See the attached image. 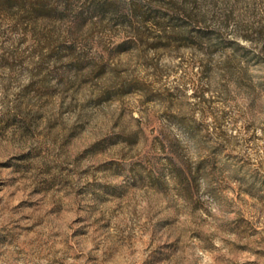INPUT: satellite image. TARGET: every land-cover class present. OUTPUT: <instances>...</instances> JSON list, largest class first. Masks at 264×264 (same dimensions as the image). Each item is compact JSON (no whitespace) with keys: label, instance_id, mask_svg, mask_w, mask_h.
<instances>
[{"label":"rangeland","instance_id":"1","mask_svg":"<svg viewBox=\"0 0 264 264\" xmlns=\"http://www.w3.org/2000/svg\"><path fill=\"white\" fill-rule=\"evenodd\" d=\"M0 264H264V0H0Z\"/></svg>","mask_w":264,"mask_h":264},{"label":"trees","instance_id":"2","mask_svg":"<svg viewBox=\"0 0 264 264\" xmlns=\"http://www.w3.org/2000/svg\"><path fill=\"white\" fill-rule=\"evenodd\" d=\"M181 170L182 172L180 173V176L185 174V170L183 169V167L181 168Z\"/></svg>","mask_w":264,"mask_h":264}]
</instances>
